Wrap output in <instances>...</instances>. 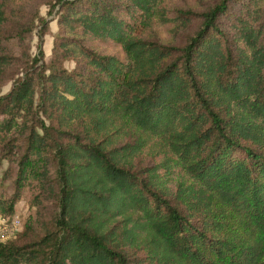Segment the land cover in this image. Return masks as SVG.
I'll return each mask as SVG.
<instances>
[{
	"label": "trees",
	"instance_id": "1",
	"mask_svg": "<svg viewBox=\"0 0 264 264\" xmlns=\"http://www.w3.org/2000/svg\"><path fill=\"white\" fill-rule=\"evenodd\" d=\"M48 2L0 0V264H264V0Z\"/></svg>",
	"mask_w": 264,
	"mask_h": 264
},
{
	"label": "rangeland",
	"instance_id": "2",
	"mask_svg": "<svg viewBox=\"0 0 264 264\" xmlns=\"http://www.w3.org/2000/svg\"><path fill=\"white\" fill-rule=\"evenodd\" d=\"M50 0H17V3L21 2V6H25L29 11H33L35 8L39 9L40 13L44 16H48L47 12L49 10V2ZM168 1V8L170 10L171 15L175 14V8L184 7V8H192L194 10H201L210 3L214 2L215 0H167ZM54 15V14H53ZM49 16V17H53ZM174 22L168 23H157L154 27L155 35L163 42L175 41V31L171 30V24ZM186 29V28H185ZM59 25L56 18L51 20L49 23V29L44 38V49L46 52V60L49 61L52 53V47L55 36L58 34ZM181 36H178L180 39ZM31 42V51H37V44H38V36L36 32L30 37ZM11 45L13 49L19 53V46L16 44L14 40H11ZM77 64L75 60L69 59L65 62V65L69 68L74 67ZM12 85V80L6 82L3 86H1V91L6 92ZM131 139L128 134L124 137V139ZM152 156L148 152V147L140 153V155L136 158V163L140 166L152 163ZM9 167V169H7ZM17 165L16 163H12L6 158L3 154L1 149L0 143V193H7L10 194L13 191V178L15 176ZM7 169V170H6ZM51 208L49 201L44 202V204L37 209L38 212L44 210V216L47 220L49 218L48 210ZM15 212H19L23 221L27 218L33 216L36 213V207L30 205L28 202L20 201L15 206Z\"/></svg>",
	"mask_w": 264,
	"mask_h": 264
},
{
	"label": "built area",
	"instance_id": "3",
	"mask_svg": "<svg viewBox=\"0 0 264 264\" xmlns=\"http://www.w3.org/2000/svg\"><path fill=\"white\" fill-rule=\"evenodd\" d=\"M22 228V217L19 212L5 215L0 212V243L17 236Z\"/></svg>",
	"mask_w": 264,
	"mask_h": 264
}]
</instances>
